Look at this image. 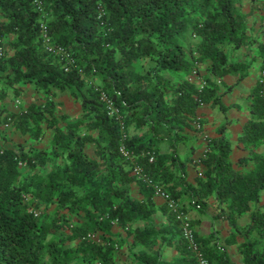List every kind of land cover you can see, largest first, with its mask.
<instances>
[{
  "label": "trees",
  "instance_id": "16d2710c",
  "mask_svg": "<svg viewBox=\"0 0 264 264\" xmlns=\"http://www.w3.org/2000/svg\"><path fill=\"white\" fill-rule=\"evenodd\" d=\"M263 1L0 0V264H234L196 229L192 211L211 203L242 264H264ZM257 60L239 139L252 169L236 168L227 123L195 160L200 109L226 114ZM27 90L39 97L24 105ZM155 185L189 216L196 250Z\"/></svg>",
  "mask_w": 264,
  "mask_h": 264
},
{
  "label": "crops",
  "instance_id": "0c3cea01",
  "mask_svg": "<svg viewBox=\"0 0 264 264\" xmlns=\"http://www.w3.org/2000/svg\"><path fill=\"white\" fill-rule=\"evenodd\" d=\"M262 10H260L259 14H257L258 19L262 17L264 13V1L262 2ZM259 26V24H258ZM246 57H243V60H245ZM256 62H259L258 65V72L256 76L255 83L257 82L260 71H261V65L262 60H257ZM247 79V78H246ZM245 79V80H246ZM244 80V81H245ZM242 81L240 84H238L235 88L232 90H229L227 95L223 97V103L227 107L226 114L220 112L217 108L208 107L205 106L200 109L199 114L202 117L203 125H204V136H199V140L195 142V151L192 155V157L196 160L198 159L205 150V138L206 137H214L217 135L218 128L222 127L224 124L227 123V130L229 134V139L232 144V159L235 162L236 168L240 169L243 172H248L253 167L252 160L249 159V151L245 150L241 147L239 143L240 137L243 135L244 132V126L248 120V117L250 115V99L249 95L252 90V87L255 85V83L252 85L251 89L249 91H246L243 93L242 102L237 100L236 98H233V94L237 93L240 88V85L244 82ZM225 91V89H223ZM232 97V98H231ZM31 99V97H30ZM18 107H15L13 110H18ZM11 110V109H10ZM264 150V147L260 149V151ZM244 160L246 162L241 163V161ZM197 176V170L191 165L189 167V181L191 183H195V179ZM158 203H163L164 201L161 198H156ZM192 217L195 220H201L202 222L196 226V229L205 235L215 233L216 236L221 240V243H223L224 248L227 250L228 255L231 258V261L234 264H242V256L236 246L228 245L225 240L227 239L229 235V226L225 219H215V215L217 214V209L215 207L214 203L210 204V207L208 210L201 214L199 211H192ZM159 220L163 221V218L159 216ZM248 222L247 217H243L239 220L240 225L245 226ZM116 232H119V229L115 230ZM129 250L126 246L122 249V260L126 262L128 260ZM177 256V250L176 245H172L165 248L164 251V259L166 261H170L174 259Z\"/></svg>",
  "mask_w": 264,
  "mask_h": 264
},
{
  "label": "rangeland",
  "instance_id": "374dc122",
  "mask_svg": "<svg viewBox=\"0 0 264 264\" xmlns=\"http://www.w3.org/2000/svg\"><path fill=\"white\" fill-rule=\"evenodd\" d=\"M258 65H259V62H256V61L252 64V66L248 70L247 79L240 85V88L238 89L239 91L232 95L233 98H236L237 100L241 102L243 101L242 100L243 98H241L243 93H245L246 91H249L252 85L255 83L257 72H258ZM37 97H39V94L33 92L32 90H27L24 93L23 97L21 98V102L24 105H27L29 102L36 99ZM60 99L62 102L60 109L62 111L67 112L71 115H77L78 113H80L81 111L80 104L74 101L72 98H70L69 95H62ZM7 104H8V108L11 110H13L15 107H18V104L14 100L8 99ZM12 136H13L12 134L10 135L8 134V137L11 138L12 140H16V141L19 140L17 136H14V137ZM180 149H181L180 151L181 156H185L187 153L186 148L181 147Z\"/></svg>",
  "mask_w": 264,
  "mask_h": 264
},
{
  "label": "built area",
  "instance_id": "2783aa9c",
  "mask_svg": "<svg viewBox=\"0 0 264 264\" xmlns=\"http://www.w3.org/2000/svg\"><path fill=\"white\" fill-rule=\"evenodd\" d=\"M263 24H264V22H263ZM262 32H263V36H264V27H263V31ZM45 37H46V40L49 41V39L47 37V34H45ZM48 49L50 51L63 52V49H61L60 47L54 48V47L49 46ZM261 73H262V76L264 77V63H263V68H262ZM121 151L123 152V154L125 156H129V152L126 151L125 147H123L121 149ZM155 191H156V196L161 198L164 201L169 202L170 207L177 213V218L183 224V231H184L185 237L190 241L191 246L196 250L197 249V245H196L195 240H194V233H193V229L191 227L189 216L185 215L181 211V206L179 204H177L175 201H173L170 198V196L168 194H166L160 186L155 185ZM200 264H210V262L207 259L202 257V258H200Z\"/></svg>",
  "mask_w": 264,
  "mask_h": 264
}]
</instances>
